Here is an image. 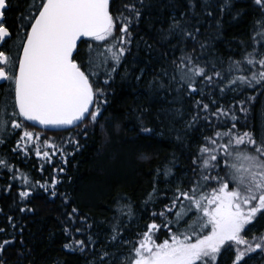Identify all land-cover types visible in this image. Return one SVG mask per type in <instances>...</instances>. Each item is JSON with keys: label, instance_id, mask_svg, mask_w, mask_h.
<instances>
[{"label": "trees", "instance_id": "16d2710c", "mask_svg": "<svg viewBox=\"0 0 264 264\" xmlns=\"http://www.w3.org/2000/svg\"><path fill=\"white\" fill-rule=\"evenodd\" d=\"M7 3L3 23L11 37L4 48L12 55L15 41L23 37L20 17L30 0H8ZM124 4H135L141 16L137 20L125 12L133 19L131 43L124 45L130 51L125 53L109 83L104 84V68L98 70V79L90 78L94 87L103 88L105 92L104 96L95 98L92 108L94 111L97 105L100 107L97 120H85L79 127L66 131L48 132L35 129L16 117L22 124L20 129H12L10 123L0 129V161L5 162L0 165V228L5 229L0 232V243L13 241L0 254L4 264H100L99 257L104 252L109 253L104 264H117L120 257L131 254L132 244L125 241L140 238L138 234L153 222L152 213H159L170 203L178 184L184 189L191 187L189 181L195 179L192 160L204 143V137L217 130L212 125L219 123L218 130L226 131L233 123L230 113L219 121L210 116L211 125L208 120L200 119L193 127H187L198 111L196 100L209 103L212 112L217 107H231L238 119L234 131L250 132L257 140L264 136V89L259 86L231 91L225 87L227 79L217 80L214 87L204 86L203 97L177 92L175 84L166 89L153 86L158 83L157 77L162 75L163 69L171 73V61L181 56L180 49L184 47L177 45L175 38L161 39L172 17L186 21L189 30L200 29L199 43L187 41L186 51L201 55L199 44L204 43L202 59L226 71L231 60L242 59L254 46L260 48L253 36L255 22L264 18V9L256 5L255 0H231L229 6H225V0H144L143 7L139 0H110L114 32L107 45L120 46L118 38L122 35L123 22L115 17ZM106 43L84 40L78 49L84 53L91 44L103 50ZM147 45L152 47L149 49ZM19 51L20 48L16 56ZM137 76L141 78L137 80ZM163 81L168 84V77H163ZM7 87V82L0 85V95ZM221 88L225 91L221 92ZM213 100L215 105L211 103ZM241 107L245 111H241ZM205 115L200 112L201 117ZM141 122L152 131H141ZM25 130L34 137L38 135L39 141L35 138L30 142L21 141ZM45 142L55 147H45ZM37 147L41 153L48 152L49 157L37 156ZM142 154L147 159H143ZM165 169H170L171 175L165 176ZM53 179L57 181L54 187ZM41 184L47 190L41 188ZM21 191H29L31 195L21 198ZM53 191L55 196L51 195ZM150 193L153 194L151 199ZM123 205L130 206L131 215L121 214ZM22 207L34 211L21 212ZM73 208L78 212L69 219ZM9 216L13 218L11 222ZM155 222L160 224L161 220L157 218ZM65 228L69 230L67 234ZM262 233L264 215L258 214L242 235L251 241L253 236L259 237ZM156 235V242L161 243L170 239L171 234L161 227ZM113 236L117 238L113 240ZM77 240L84 241L83 251L64 248L65 244L74 245ZM234 258L235 245L226 246L217 255L215 264H233ZM245 262L264 264V252L258 249L249 253L241 264Z\"/></svg>", "mask_w": 264, "mask_h": 264}, {"label": "snow or ice", "instance_id": "6c2138e0", "mask_svg": "<svg viewBox=\"0 0 264 264\" xmlns=\"http://www.w3.org/2000/svg\"><path fill=\"white\" fill-rule=\"evenodd\" d=\"M139 3L141 7L144 6V0H139ZM230 4L231 0H225V6ZM255 4L264 9V0H255ZM7 7V0H0V42H6L11 35L3 23ZM117 11L119 15L115 19L123 22L120 27L122 35L118 38L119 47L106 43L114 32L110 0H30L20 17L23 37L16 46L22 52L13 58L9 52L0 50V82L8 84L3 95H0V129L9 123L12 129H20L22 124L17 122L16 117L52 128L79 127L85 120H97L100 107L97 105L93 111L90 105L105 92L103 88L94 87L90 78L98 79V70L104 68V84L109 83L125 53L130 51L124 45L131 43L130 25L133 19L125 12L137 20L141 16L140 8L135 4H124L123 10ZM186 23L183 19L172 17L166 34L161 36L162 40L175 38L177 45L184 47L180 49L181 56L171 61V73L167 68L163 69L154 87L166 89L175 84L178 86L177 92L203 97L204 86L214 87L217 80L227 79L225 87L231 91L241 87L254 89L256 86L264 89V18L255 22L253 36L254 43L259 44L260 48L254 46L242 59L231 60L226 71L217 69L214 62L202 59L206 49L204 43L199 44L201 55L186 51L187 41L199 43L197 37L200 32L199 28L189 30ZM82 37L105 42L106 46L101 50L99 45L89 44L86 52L81 53L77 42ZM147 47L150 49L152 46ZM256 65H259V69H256ZM163 77H168V84L164 83ZM140 78L136 77L137 80ZM220 91L224 92L225 88ZM211 103L215 105L216 101ZM240 103L243 105L244 102ZM195 106L198 111L188 122L189 128L200 119L208 120L211 125L210 116H215L219 121L220 117H227L230 113L233 123L226 131L218 130L221 127L219 123L212 125L217 130L211 136L204 137V143L192 160L195 179L189 181L191 187L184 189L178 184L170 203L159 213H152L153 222L147 224L146 231L138 234L140 238L125 241L132 244V253L123 257L120 264H215L222 248H231L232 245H235L233 264H241L249 253L258 249L264 252V233L259 237L253 236L251 241L242 235L258 214L264 215V136L257 140L250 132L234 131L238 119L231 107H217L212 112L210 104L202 99L196 100ZM240 110L245 111L243 107ZM200 112L206 115L201 117ZM176 113H179L178 109ZM141 123V131H152ZM34 138L37 141L40 139L27 130L20 136L21 141L30 142ZM44 146L55 147L48 142ZM36 155L49 157V153H41L39 147ZM142 158L147 159V156L142 154ZM4 164V161H0V165ZM164 175H171L170 169H165ZM56 183L53 179L52 186ZM40 187L47 190L43 184ZM156 191L154 185L153 193ZM19 195L28 198L31 193L21 191ZM51 195L55 196L56 192L53 191ZM152 195L149 194L150 199ZM125 208L128 209L127 213L124 212ZM20 211L32 212L34 209L22 207ZM77 212L73 208L69 219ZM121 214L131 215L130 206L123 205ZM157 218L161 220L160 224L155 222ZM12 219L8 217L9 222ZM12 227L15 228L16 224L13 223ZM161 227L168 229L171 235L170 239L157 243L156 233ZM4 231V228H0V232ZM68 231L65 228L66 234ZM114 231L118 230L114 228ZM116 238L113 236L112 239ZM20 243L23 244V240ZM12 244L11 240L0 243V254ZM64 248L83 251L84 241L77 240L74 245L65 244ZM108 256L109 253L104 252L99 257L100 264H104ZM0 264H4V261L0 260Z\"/></svg>", "mask_w": 264, "mask_h": 264}, {"label": "water", "instance_id": "95a60500", "mask_svg": "<svg viewBox=\"0 0 264 264\" xmlns=\"http://www.w3.org/2000/svg\"><path fill=\"white\" fill-rule=\"evenodd\" d=\"M3 19H4V18H3ZM9 32H10V31H9ZM10 37H11V35H10ZM10 37H9V38H10ZM9 38H6V41H7ZM88 39H91V38H89V37H82L77 43H78V45H79L81 41H83V40H88ZM3 43H4V42H0V46H2ZM21 52H22V49H21ZM21 52H20V53H21ZM3 83H4V82H0V85H2ZM93 103H94V102H93ZM92 106H93V104L90 105V108H92ZM21 118L24 120L23 117H21ZM24 121L27 122L28 124L32 125L33 127L38 128V129L47 130V131H52V132L64 131V130L72 129V128L75 127V125H73V126H68L67 128H52V127H45V126H43V125H40L38 122H34V121H26V120H24Z\"/></svg>", "mask_w": 264, "mask_h": 264}, {"label": "rangeland", "instance_id": "374dc122", "mask_svg": "<svg viewBox=\"0 0 264 264\" xmlns=\"http://www.w3.org/2000/svg\"><path fill=\"white\" fill-rule=\"evenodd\" d=\"M20 38H22V37H20ZM20 38H19V39H20ZM19 39L15 41V42H16V43H15L16 45H17ZM16 45H15V48L11 51V52H12V56H13V58L16 56V51L19 49ZM1 50H5V51H6L5 48H2ZM225 84H227V81L225 82ZM121 259H122V258L120 257V258H119V261H118L117 264H120V260H121Z\"/></svg>", "mask_w": 264, "mask_h": 264}, {"label": "flooded vegetation", "instance_id": "af4514ba", "mask_svg": "<svg viewBox=\"0 0 264 264\" xmlns=\"http://www.w3.org/2000/svg\"><path fill=\"white\" fill-rule=\"evenodd\" d=\"M20 146H22V145H20Z\"/></svg>", "mask_w": 264, "mask_h": 264}]
</instances>
